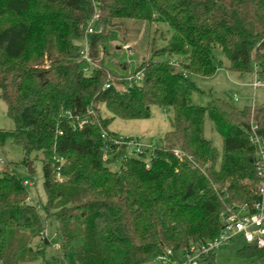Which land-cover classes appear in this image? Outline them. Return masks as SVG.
Returning a JSON list of instances; mask_svg holds the SVG:
<instances>
[{"label": "trees", "instance_id": "obj_1", "mask_svg": "<svg viewBox=\"0 0 264 264\" xmlns=\"http://www.w3.org/2000/svg\"><path fill=\"white\" fill-rule=\"evenodd\" d=\"M127 20L165 23L171 35L118 72L114 42H128ZM217 48L225 69L264 83V0H0V98L14 122L0 128V147H20L26 164L40 159L45 193L31 200L21 178L0 173V264H43L50 215L78 264H151L167 248L182 261L192 244L218 237L222 212L257 202L264 148L251 136L264 139V103L191 100V76L215 74ZM155 105L171 112L170 129L148 159L102 137H119L113 119H148ZM207 117L220 151L205 137ZM216 252L201 264H215ZM237 255L264 264L255 243Z\"/></svg>", "mask_w": 264, "mask_h": 264}, {"label": "rangeland", "instance_id": "obj_2", "mask_svg": "<svg viewBox=\"0 0 264 264\" xmlns=\"http://www.w3.org/2000/svg\"><path fill=\"white\" fill-rule=\"evenodd\" d=\"M125 23H127L126 27H129L125 35L128 37V42L123 43L121 38L114 42V44L122 45L118 54L112 58L115 64L113 68L118 72L120 69L117 65L120 61H128L130 66L125 71H131L143 58L150 56L153 48L165 46L166 40L171 35V30L165 23H152L150 26L143 21L127 20ZM214 54L219 67L212 77L191 76L197 87L191 94L194 104L206 106L213 98L227 99L238 107L264 103V83L259 86L251 85L258 79L255 72L245 73L240 77L237 73L225 69L227 59L219 48L214 51ZM100 109L103 116L110 115L103 105H100ZM170 115L171 112L166 108L155 105L151 107L150 118L132 120L115 118L111 121L109 129L120 137H132L140 148L146 151L145 158L148 159L151 148L158 145L164 133L170 129ZM0 128L14 129V122L7 113V105L1 98ZM204 134L206 138L213 141L217 150L222 149V136L215 131L209 117L205 119ZM133 149L135 146L130 145L128 154L134 155ZM24 157L23 150L16 145L7 143L0 147V159L5 162L2 167L22 180H29L32 183L28 187L30 199L44 203L42 163L39 158L32 155L28 163H32L34 173L30 174ZM108 166L111 170L117 171L120 168V160H114ZM46 233L51 243L45 248L43 264H78L73 251L63 252L59 225L52 215L47 218ZM245 245L247 242L244 237L240 234L235 235L230 242L223 244L217 250L215 264H246L247 260L237 255V251ZM151 264H162V262L156 259Z\"/></svg>", "mask_w": 264, "mask_h": 264}, {"label": "built area", "instance_id": "obj_3", "mask_svg": "<svg viewBox=\"0 0 264 264\" xmlns=\"http://www.w3.org/2000/svg\"><path fill=\"white\" fill-rule=\"evenodd\" d=\"M92 32V29L89 30ZM83 57L87 62H90V58L85 51ZM143 77L142 73L136 75V81H141ZM131 79V78H129ZM261 82L259 79H256L254 86H259ZM92 111V110H91ZM67 116L71 117L69 112L66 113ZM87 120H79L78 126L81 127ZM76 126V123L74 124ZM256 127H253L255 129ZM103 138H108L109 141L116 144L126 143L128 146H135L133 149L136 153H141L142 149L140 145L134 139L129 141L123 140V137H108L106 132L102 133ZM253 143L264 148V139L254 133L251 136ZM177 155H181L180 151H176ZM107 154L104 155L103 159H107ZM264 159V153L263 157ZM5 165L4 160L0 159V173L4 172L5 169L2 167ZM259 176H260V194L261 198L255 202L252 206L244 205L237 207V210L234 212H222L221 213V231L218 237L208 240L200 244H192L186 252L185 257L182 261L173 260L171 258L172 250L170 248L166 249L165 254L159 255L156 259L160 260L162 264H201L202 258L211 251L218 250L223 244L230 242L235 235H242L247 243H255L258 246H264V168L259 167ZM60 179V176H58ZM22 183L25 187L31 186L29 180H22ZM255 228V229H253ZM41 237L48 236L46 230L40 233Z\"/></svg>", "mask_w": 264, "mask_h": 264}, {"label": "water", "instance_id": "obj_4", "mask_svg": "<svg viewBox=\"0 0 264 264\" xmlns=\"http://www.w3.org/2000/svg\"><path fill=\"white\" fill-rule=\"evenodd\" d=\"M28 172H29L30 174H33V173H34V169H33V167H32V163H31V162L28 163ZM253 229H255V228H253Z\"/></svg>", "mask_w": 264, "mask_h": 264}, {"label": "crops", "instance_id": "obj_5", "mask_svg": "<svg viewBox=\"0 0 264 264\" xmlns=\"http://www.w3.org/2000/svg\"><path fill=\"white\" fill-rule=\"evenodd\" d=\"M241 77V76H240ZM255 82V81H254ZM254 82L251 84L252 86H253V84H254ZM262 84V83H261ZM236 99H237V97H236ZM248 105H250V104H248ZM252 105V104H251ZM110 130V129H109ZM111 131V130H110ZM113 132V131H112Z\"/></svg>", "mask_w": 264, "mask_h": 264}]
</instances>
